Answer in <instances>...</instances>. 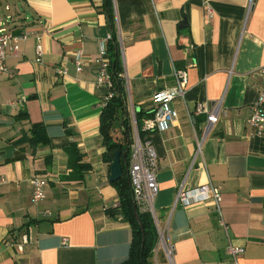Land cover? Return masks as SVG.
Returning a JSON list of instances; mask_svg holds the SVG:
<instances>
[{
  "label": "crops",
  "instance_id": "1",
  "mask_svg": "<svg viewBox=\"0 0 264 264\" xmlns=\"http://www.w3.org/2000/svg\"><path fill=\"white\" fill-rule=\"evenodd\" d=\"M112 2L130 117L153 107L154 92L174 87L173 67L187 72L172 125L145 136L157 155L158 227L173 247L169 259L156 243L151 263L230 264L232 240L244 248L238 264H264V131L255 136L247 122L262 87L264 0ZM102 4L20 0L9 24L25 37L0 75V264H120L128 255L130 225L105 213L118 198L99 133L106 90L96 85L97 58L109 34ZM217 104V122L206 130V113L196 108ZM34 123L44 124L49 145H15ZM113 126L118 132L119 121ZM72 145L90 167L81 180ZM33 177L47 180L35 205ZM208 182L220 190L227 235L210 204H175L181 186ZM24 233L29 241L18 249Z\"/></svg>",
  "mask_w": 264,
  "mask_h": 264
},
{
  "label": "built area",
  "instance_id": "2",
  "mask_svg": "<svg viewBox=\"0 0 264 264\" xmlns=\"http://www.w3.org/2000/svg\"><path fill=\"white\" fill-rule=\"evenodd\" d=\"M0 9L4 12L5 19L0 22V75L6 71L5 61L10 54H15L18 51V44L21 39H24V34H16L13 27L9 24L13 22V17L20 15L22 12L20 0H0ZM110 33L106 40L102 43L99 49L98 62V77L96 85L106 90L104 105L109 100L113 93L112 80L108 73L109 59L106 51V43L110 39ZM36 52L38 58L41 55L40 46L37 45ZM37 58V60H39ZM73 62L76 70L81 71L84 66L83 54L81 51L76 52ZM262 76V87L257 98L252 106L251 115L247 122L255 136H261L264 131V69H260ZM59 74H65V71H60ZM121 76L124 79V74ZM173 76L175 85L172 88L157 91L152 94L151 101L155 113L153 117L143 120L142 130L164 132L172 125V122L177 117V111L173 107V102L177 99H184L187 84V72L185 69H177L173 67ZM125 80V79H124ZM125 89L127 84L125 80ZM196 110L200 113L202 110L207 116L206 130L211 125L217 122V114L219 111L218 104L207 110L198 105ZM132 126V142L130 144V157L127 167V175L132 189V200L135 207L140 212H145L151 215L154 226L156 228L158 239L157 243L162 244L165 249L166 256L170 259L172 254V245L164 240L162 230L158 227V222L155 215L153 199L158 190L156 178L157 171V155L146 137H140L136 125L134 113H131ZM32 204H37L45 197V187L47 180L42 177H33L30 179ZM221 193L218 187L211 183H204L192 189H185L181 186L176 194L175 204L182 207H189L199 204H210L213 207V213L218 225L227 235V224L224 220V215L221 206ZM228 237V236H227ZM65 242V239H63ZM29 241L28 233L21 236V241L18 249ZM244 248L241 245L235 244L232 240H228L226 246V255L229 258L230 264H238L239 257L243 254Z\"/></svg>",
  "mask_w": 264,
  "mask_h": 264
},
{
  "label": "trees",
  "instance_id": "3",
  "mask_svg": "<svg viewBox=\"0 0 264 264\" xmlns=\"http://www.w3.org/2000/svg\"><path fill=\"white\" fill-rule=\"evenodd\" d=\"M102 10L105 14L111 36L106 43V51L109 59L108 73L112 80L111 91L113 93L112 97L102 107L99 116V133L102 138V144L105 147L102 159L110 165L113 161L115 151H121L123 154L121 161L123 176L111 183L117 192L118 202L115 207L106 209L105 213L109 217L118 216L130 225L131 239L128 255L120 264H152L151 257L155 244L157 243L158 234L150 214L140 212L136 208L139 220L136 219L133 211L132 189L127 175L130 144L132 142V126L131 118L127 111L125 80L121 76L123 73L122 54L116 32L112 0H103ZM154 113L155 108L153 107L146 111L143 109L135 110L134 117L140 137H145L152 132H156L142 130L143 120L153 117ZM26 117L27 115L25 113H19L16 118L25 119ZM116 121H119L118 132L113 126ZM13 143L15 145L27 144L31 148L48 146L49 138L44 124H31L28 133H25ZM71 148L73 156L71 168L74 174H78V178L76 179L81 180L83 173L88 171L90 167L80 163L81 154L75 145H72ZM46 165L49 166L47 163Z\"/></svg>",
  "mask_w": 264,
  "mask_h": 264
},
{
  "label": "water",
  "instance_id": "4",
  "mask_svg": "<svg viewBox=\"0 0 264 264\" xmlns=\"http://www.w3.org/2000/svg\"><path fill=\"white\" fill-rule=\"evenodd\" d=\"M184 22L185 21L183 20V22L179 25L180 28L184 27ZM122 158H123V154L121 153V151L114 152V157H113V161L110 164V173L108 177L110 183L117 181L123 176V170L121 164ZM133 211L136 219L139 220L138 214L136 212V207L134 204H133Z\"/></svg>",
  "mask_w": 264,
  "mask_h": 264
},
{
  "label": "rangeland",
  "instance_id": "5",
  "mask_svg": "<svg viewBox=\"0 0 264 264\" xmlns=\"http://www.w3.org/2000/svg\"><path fill=\"white\" fill-rule=\"evenodd\" d=\"M1 12H2V11H1ZM2 15H3V14H2ZM115 127H116V126H115ZM115 127H114V128H115Z\"/></svg>",
  "mask_w": 264,
  "mask_h": 264
}]
</instances>
